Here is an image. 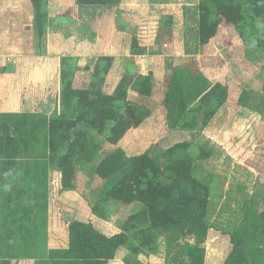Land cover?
I'll return each instance as SVG.
<instances>
[{"label":"rangeland","instance_id":"rangeland-1","mask_svg":"<svg viewBox=\"0 0 264 264\" xmlns=\"http://www.w3.org/2000/svg\"><path fill=\"white\" fill-rule=\"evenodd\" d=\"M223 1L240 5L244 20L238 27L224 20L206 45L199 37L200 0H131L135 8L121 11L119 52L116 57L102 55L114 57L102 90L114 95L117 84L126 79L127 102L136 107L142 123L117 145L106 141L107 134L90 131L91 142L101 152L94 163L73 159L67 176L50 162L48 128L53 116H74L60 107L49 120L35 113H5L16 111L24 81L36 86L45 82L39 72L33 77L17 74L0 95V264H74L69 254L71 222L91 224L110 238L124 236L108 264H264V54L256 47L264 40V20L256 14L254 0ZM59 3L48 0L43 13L54 15ZM2 6L7 15L5 43L17 52L34 51L28 26L23 25L34 24L28 0H2ZM170 15L174 25H169ZM38 37L44 40V30ZM134 39L137 47L132 49ZM98 57H66L67 67L95 66ZM4 70L22 72L6 60L0 62ZM148 76L152 95L140 96L139 83ZM218 82L227 85L230 94L208 119L210 93ZM170 90L174 98H169ZM83 132L78 126L70 144ZM7 135L13 139L11 147L6 146ZM180 143L187 145L177 146ZM117 150L126 158L147 154L162 167L171 160H190L193 176L210 186L208 228L189 232L171 225L153 231L154 246L147 249L133 237L147 225L128 221L145 207L134 203L113 208L100 201L105 184L95 164L105 152ZM111 164L113 170L121 166L119 161ZM232 236L243 240L240 248L245 246L247 262L235 254Z\"/></svg>","mask_w":264,"mask_h":264},{"label":"trees","instance_id":"trees-1","mask_svg":"<svg viewBox=\"0 0 264 264\" xmlns=\"http://www.w3.org/2000/svg\"><path fill=\"white\" fill-rule=\"evenodd\" d=\"M47 2L48 0H31L38 35L43 30L44 36L46 34L47 20L50 15L47 12L43 13V9ZM59 2L62 16L74 22L79 18L77 7L93 6L113 9L121 4V0H59ZM254 5L256 14L264 20V0H254ZM199 10V37L202 45L210 43L216 37L224 20L230 21L235 27L244 20L242 7L233 2L200 0ZM170 24L174 25L173 15L169 16ZM42 40L43 38L39 39V42ZM135 47H137V39H134L132 43V49ZM256 47L264 54L263 39L257 41ZM66 59L63 57L61 61L57 92L50 91L48 87H44L43 91L39 92L28 86L23 89L24 103L51 96L56 100L54 110L60 107L74 116V120L68 119L66 115L53 116L49 121V159L63 176L70 174L73 159L88 163L95 162L101 150L99 151L91 142L90 131L107 134L106 141L111 145H117L130 130L138 128L142 123L136 107L127 102L126 79L119 84L114 95L103 93L102 89L106 77L112 70L114 57L100 56L93 69L80 68L76 65L73 70L67 67ZM88 75L91 76L89 81L86 77ZM138 88V95L150 97L152 77H144ZM229 94L230 90L223 82L214 85L210 93L213 107L206 115L208 119L224 105ZM168 96L174 98L172 90ZM239 99L242 100L241 97ZM185 108V103L182 102L180 109L184 111ZM78 126H83L85 132L80 133V139L70 144L72 134ZM6 139V146L11 147L13 139L10 135H7ZM186 145V143H180L177 146L185 147ZM115 161L121 162L117 170H113V164H111ZM191 170L192 162L186 158L175 160V162L171 160L162 167L157 160L147 154L126 158L120 150L105 152L94 168L96 175L105 184L100 201L110 203L113 208L134 203L145 207L144 210L131 214L128 221L132 226L147 225L135 230L133 237L141 239L142 244L150 250L154 246L153 231L167 229L171 225L181 226L189 232L208 228L205 218L209 207L210 186L196 179ZM98 207L97 204L95 209ZM103 216L105 215H101ZM67 225H69L72 240V249L69 254L74 264H108L114 258L119 246L123 245L124 236L107 237L91 224L71 222ZM232 242L235 246V254H238L241 261L247 262L245 246L240 248L241 244H244L243 240L232 236ZM1 264L11 263L3 260Z\"/></svg>","mask_w":264,"mask_h":264},{"label":"crops","instance_id":"crops-1","mask_svg":"<svg viewBox=\"0 0 264 264\" xmlns=\"http://www.w3.org/2000/svg\"><path fill=\"white\" fill-rule=\"evenodd\" d=\"M9 1L10 0H8V2ZM28 3L32 8L31 11L34 17V8L31 0H28ZM60 8L61 5L59 4L58 12H55L53 13L54 15L51 14L48 17L46 29L47 35L45 34L43 46L42 44L40 45L39 42L35 17L33 20L34 24H23L24 27L28 26L26 27V33L31 34V46H33L35 50L30 52L29 50L21 51V53L20 51L17 52L13 50L9 43H5L8 41L5 35L7 15L3 12L5 11L6 6H2V0H0V62L6 60L8 63H12L16 70H22V72L16 74L9 72L2 73L0 71V95L11 85L17 74L23 73L26 77L30 75L33 77L35 72H39L43 76L41 80L45 79V82L37 83V86L35 83L26 84L24 81L19 91L16 111H4L5 113H22L29 115L35 113L38 114L40 118L49 120L48 116L54 111L56 100L51 96H47L42 99H34V101H25L24 103L23 89L28 86L39 92L43 91L44 87H48L50 91L57 92L59 90L58 62L61 57H73L78 59L83 57L90 58L95 55V53H97L98 56L113 55L116 57L120 46L117 41V35L120 31L119 26L121 24L119 14L121 15L123 9L128 10L135 8V3H131V0H121L119 7L113 9H101L93 6L77 7V16L79 18L75 22L63 17V13H60ZM125 13L127 14V17L130 14L127 12ZM95 29H99L102 34H100V32L98 34ZM22 31L24 32V30ZM33 36L35 40L32 38ZM104 37H107V42L106 39H103ZM110 37H112V40L108 41V38L110 39ZM39 64L40 66H38ZM79 67H91L93 69L94 66L86 65ZM118 86L119 85L117 84L115 91ZM46 110H48L49 113L44 112Z\"/></svg>","mask_w":264,"mask_h":264}]
</instances>
